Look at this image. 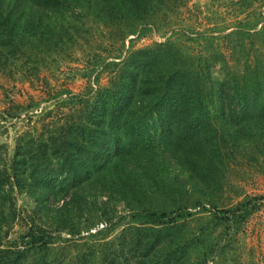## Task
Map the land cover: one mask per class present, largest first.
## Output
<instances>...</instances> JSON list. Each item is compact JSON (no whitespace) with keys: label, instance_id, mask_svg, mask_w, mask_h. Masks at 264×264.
I'll return each instance as SVG.
<instances>
[{"label":"trees","instance_id":"trees-1","mask_svg":"<svg viewBox=\"0 0 264 264\" xmlns=\"http://www.w3.org/2000/svg\"><path fill=\"white\" fill-rule=\"evenodd\" d=\"M165 4L0 0V72L39 77L87 22L116 29L125 49ZM119 56L104 64L107 87L51 97L61 113L41 131L54 110L33 99L2 112L0 264H226L264 204L218 202L229 162L264 156V55L242 71L172 41Z\"/></svg>","mask_w":264,"mask_h":264},{"label":"rangeland","instance_id":"rangeland-1","mask_svg":"<svg viewBox=\"0 0 264 264\" xmlns=\"http://www.w3.org/2000/svg\"><path fill=\"white\" fill-rule=\"evenodd\" d=\"M85 29L75 33L78 41L67 59L42 68L39 77H24L18 72L14 79L0 72V116L11 101L25 105L33 99L40 103L39 111L54 110L51 118L37 122L41 131L61 113L57 106H51L54 96L62 91L84 94L93 83L103 89L111 75L104 69L105 63L117 60L119 55L125 57L129 49H145L166 41L204 58L223 54L233 70L242 71L264 55V0H166L152 16L151 26L141 27L125 40V49L116 29L92 26L91 22ZM27 124H23L25 129ZM16 133L12 130L1 138L9 143L8 148H12ZM248 156L237 154L226 167L224 188L218 194V202L224 207H234L247 197L264 196V156H257V162ZM18 206L25 213L29 199L20 197ZM19 228L15 226L11 238L17 237ZM233 245L226 264H264V204L247 220Z\"/></svg>","mask_w":264,"mask_h":264},{"label":"built area","instance_id":"built-area-1","mask_svg":"<svg viewBox=\"0 0 264 264\" xmlns=\"http://www.w3.org/2000/svg\"><path fill=\"white\" fill-rule=\"evenodd\" d=\"M104 228V225L99 226L97 229H93L91 232L96 233L98 230Z\"/></svg>","mask_w":264,"mask_h":264}]
</instances>
